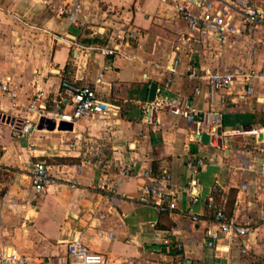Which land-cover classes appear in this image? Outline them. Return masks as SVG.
<instances>
[{"label":"crops","instance_id":"obj_1","mask_svg":"<svg viewBox=\"0 0 264 264\" xmlns=\"http://www.w3.org/2000/svg\"><path fill=\"white\" fill-rule=\"evenodd\" d=\"M249 1L264 11V0ZM232 2L0 0V79L17 93L0 96V255L16 257L6 264H68L75 240L106 264H264V26H245ZM182 4L231 15L234 30L222 39L215 23L192 28ZM215 71L239 78L212 92L204 76ZM64 80L95 89L110 112L17 137L39 122L31 97L56 109ZM152 83L155 100L183 97L206 114L208 143L193 118L152 108ZM38 162L55 182L35 199ZM148 171L168 173L171 212L140 193ZM192 180L196 202L183 191ZM220 209L251 232L209 247Z\"/></svg>","mask_w":264,"mask_h":264},{"label":"built area","instance_id":"obj_2","mask_svg":"<svg viewBox=\"0 0 264 264\" xmlns=\"http://www.w3.org/2000/svg\"><path fill=\"white\" fill-rule=\"evenodd\" d=\"M209 0H197V7L204 10ZM233 7L241 14L242 22L247 27L264 26V11L258 9L249 0H233ZM178 15L184 19L192 28L202 29L209 23H215L220 28V37L226 39L229 32L233 31L232 16H223L221 11L215 13L214 16L209 14H200L194 12L188 5L182 4L178 7ZM104 54H113V51L106 50ZM204 78L207 80L212 92H218L230 88L239 78L238 75L221 73L218 71L206 73ZM248 79V77H245ZM199 89L197 88L196 91ZM61 96L58 107L52 110H45L38 107L41 99V93L38 91L32 97L28 104L29 111L38 112V124L27 120L22 126L16 129V136L27 138L37 128L42 121H52L54 123H76L83 118H95L105 116L110 112L106 103L98 97L97 92L90 86L80 85L76 81L64 80L61 83L59 91ZM0 96L16 99L17 93L12 89L11 85L0 79ZM152 108L165 110L173 116L181 118H193L196 123L194 134L200 139L205 134L204 119L206 114L199 109L189 106L187 99L183 97L164 96L159 100L151 103ZM70 107V109H68ZM200 164V160L198 161ZM189 167H193L189 163ZM32 185L34 189V198L38 199L46 187L55 182L51 176L48 166L44 162H38L32 165L30 169ZM123 175H129L130 170L121 171ZM145 177L151 180L150 183L140 188V193L154 200V208L160 214L171 212L176 208L174 199H170L168 192V173L165 171L161 175L155 176L150 171L145 173ZM195 180H192L188 187L184 188V192L191 195L193 202L197 201ZM192 213V209L189 210ZM215 227L206 229L207 244L209 247L217 245L218 241L225 236H247L251 232V228L247 225L236 223L234 218L228 215L224 210H218L214 215ZM167 244H175L177 250H183V243L179 241L166 240ZM68 264H106L105 257L96 252H92L80 240H75L68 244ZM15 256L7 254L0 255V264H6L8 261L15 259ZM21 260V259H20ZM22 261V260H21ZM179 264H183L179 262Z\"/></svg>","mask_w":264,"mask_h":264},{"label":"water","instance_id":"obj_3","mask_svg":"<svg viewBox=\"0 0 264 264\" xmlns=\"http://www.w3.org/2000/svg\"><path fill=\"white\" fill-rule=\"evenodd\" d=\"M156 91H157V84L156 83H152L151 84V88H150V95H149V99H148L150 103L155 102ZM202 141L204 143H208L209 142V136L207 134H203L202 135Z\"/></svg>","mask_w":264,"mask_h":264}]
</instances>
